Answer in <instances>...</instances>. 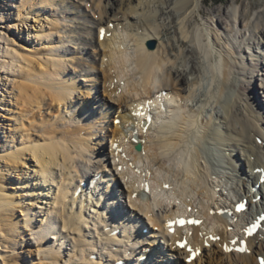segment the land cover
<instances>
[{
	"label": "bare ground",
	"instance_id": "bare-ground-1",
	"mask_svg": "<svg viewBox=\"0 0 264 264\" xmlns=\"http://www.w3.org/2000/svg\"><path fill=\"white\" fill-rule=\"evenodd\" d=\"M204 3L0 0V264H189V246L176 245L181 230L166 231L168 219L189 209L204 220L188 232L199 250L191 264H258L264 231L245 232L264 214V98L254 93L258 77L264 97V0H252L251 20L245 5L228 6L230 17L210 11L214 26L203 21ZM148 41H156L154 50ZM164 100L172 106L166 114ZM154 107L160 124L142 126ZM131 121L142 152L134 132L125 138ZM115 142L141 176L125 182L127 211L113 189L107 207L76 194L98 174L118 187L109 151ZM140 179L151 198L135 196ZM244 201L243 223L218 215ZM118 211L146 221L145 240L126 237L125 226L103 236L106 223L122 222ZM242 239L248 252L224 250ZM155 246L163 254L141 263Z\"/></svg>",
	"mask_w": 264,
	"mask_h": 264
},
{
	"label": "rangeland",
	"instance_id": "rangeland-1",
	"mask_svg": "<svg viewBox=\"0 0 264 264\" xmlns=\"http://www.w3.org/2000/svg\"><path fill=\"white\" fill-rule=\"evenodd\" d=\"M231 4H234V7L235 6H238L239 7V9H241V7L243 6V5H245L246 6V12L248 13L249 12V15H247L248 16V18L251 20L254 16H255V14H256V10L255 9H252V7H251V5H252V0H238V4H236V0H205V3L204 4H202V6H201V8H202V10L205 12V15H203V21H205V22H211L212 21V16L210 15V11H216L217 10V13L216 14H214V15H216V16H218V17H221V16H223L224 15V12L226 11V15L228 16V17H230V13H227V7L228 6H230ZM247 18V19H248ZM196 19L198 20V21H201L202 20V17H200V16H197L196 15ZM216 19V18H215ZM213 22V21H212ZM211 22V23H212ZM213 25L212 26H214V24L215 23H212ZM225 29V28H224ZM227 33V32H226ZM221 34H225V33H222L221 32ZM103 76V75H102ZM260 78H255L254 79V86H255V80H257L258 82H256V86L254 87V93L256 94V96H258V97H260L261 99H263L264 97H263V90H262V88H261V84L259 83V80ZM34 135H39L38 134V132H36V131H34V133H33ZM224 137V136H223ZM217 142V141H216ZM213 143H214V146L216 145V146H220V145H218V144H216L214 141H213ZM260 143V142H259ZM214 146H212V147H214ZM208 149H209V147H211V144L209 143V144H207V146H206ZM229 152V151H228ZM239 152V151H238ZM159 165H160V163H157L156 164V166H158V168H159ZM157 172H158V174H160V175H162L163 177H164V173H160L159 172V169L157 170ZM27 253V252H26ZM31 256H34V253H32L31 254Z\"/></svg>",
	"mask_w": 264,
	"mask_h": 264
},
{
	"label": "snow or ice",
	"instance_id": "snow-or-ice-1",
	"mask_svg": "<svg viewBox=\"0 0 264 264\" xmlns=\"http://www.w3.org/2000/svg\"><path fill=\"white\" fill-rule=\"evenodd\" d=\"M99 35H100V38L103 39L104 35H105V28L104 27H101L99 29ZM192 104V107L194 108L195 107V103L194 102H190ZM224 118L222 117L221 118V124H220V127L221 128H224L225 130H227V125L223 122ZM244 208V205L243 204H240V205H237V208H236V211H241L243 210ZM175 223H178L180 224L181 226H183L184 224H195V225H199L201 223V221H198V220H179V221H176ZM169 228L171 230L172 226H173V222H169ZM249 232H251V229H249ZM210 239H213V240H218L220 239L218 236H213V237H210ZM231 243L235 244L236 242L235 241H232ZM178 246L179 247H187V244L186 242H178ZM224 250L225 251H241V252H245V251H248L247 249V246L244 245V246H241V247H237V248H229L228 244H224ZM188 251L190 253H192V256L189 257V260H191L193 258L194 255L198 254L199 250H193L191 248H188Z\"/></svg>",
	"mask_w": 264,
	"mask_h": 264
},
{
	"label": "water",
	"instance_id": "water-1",
	"mask_svg": "<svg viewBox=\"0 0 264 264\" xmlns=\"http://www.w3.org/2000/svg\"><path fill=\"white\" fill-rule=\"evenodd\" d=\"M147 47L150 49V50H154L156 48V41H149L147 42ZM137 150H141V146H138L137 147Z\"/></svg>",
	"mask_w": 264,
	"mask_h": 264
}]
</instances>
